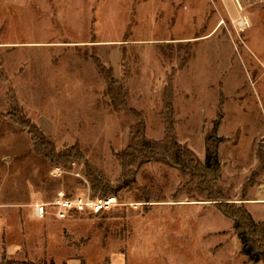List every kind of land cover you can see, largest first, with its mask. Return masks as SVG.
I'll return each mask as SVG.
<instances>
[{
	"label": "rangeland",
	"instance_id": "obj_1",
	"mask_svg": "<svg viewBox=\"0 0 264 264\" xmlns=\"http://www.w3.org/2000/svg\"><path fill=\"white\" fill-rule=\"evenodd\" d=\"M241 19L248 22L243 30L237 26ZM27 43L43 46L29 50ZM0 44L19 46L11 52L0 48V91L5 92L0 110L11 115L12 124V118L31 124L4 126L0 134V264H136L139 259L143 264H223L225 256L227 264H243L236 234L225 254H214L200 239H192L193 248L177 237L164 238L163 248L156 246L155 218L166 211L137 202L146 192L151 200L156 191L159 198H170L168 184L176 177L164 167L147 166L133 186L120 189L123 171L114 153L128 145L136 120L114 113L93 63L74 50L119 62L123 75L130 76L131 93L145 86L163 88L171 65L184 66L187 56L186 79L178 80L182 91L173 76L172 97L197 103L198 112H208L217 97L231 122L234 109L247 105L251 128L227 134L223 144L230 152L253 151L250 161H237H247L250 170L243 189L258 192L264 189V0H0ZM10 85L15 96L7 95ZM129 98L134 104L137 96ZM214 120L204 128L208 134ZM29 129L35 136L46 134L57 158L36 151ZM179 129L184 133L185 127ZM253 129L255 137L248 133ZM72 146L81 150L82 160L59 157L74 154L65 149ZM95 179L101 190L95 189ZM229 184L226 180L225 195L247 197ZM59 192L116 195L122 204L98 215L69 213L60 220L50 206ZM45 204L48 216L35 218V205ZM143 217L147 222L140 221ZM138 224L135 240L131 229Z\"/></svg>",
	"mask_w": 264,
	"mask_h": 264
},
{
	"label": "crops",
	"instance_id": "obj_2",
	"mask_svg": "<svg viewBox=\"0 0 264 264\" xmlns=\"http://www.w3.org/2000/svg\"><path fill=\"white\" fill-rule=\"evenodd\" d=\"M24 46L28 47V49L31 50L32 49L31 47H42L43 44L27 43L24 44ZM1 47H6L5 49L11 52L14 51V49H17L19 46H17V44H2V45L0 44V48ZM74 51L75 53H77V56L79 55L80 58L90 63H93L95 69V75L99 76L103 80V78L98 73L96 64L90 58L80 55L76 50V48ZM186 62L188 61L185 60L184 62H182L181 64L184 66L178 69H175L174 65H171L172 72L167 75L166 85L163 86V88L145 86L143 88L140 87L139 90H136L133 93H131V91L128 89V81H130L129 80L130 76L127 80L128 96L129 95L137 96L134 104L131 102L132 99L129 98V106L132 109L142 114L145 122L146 136L150 139L162 140L164 138L165 112H166L164 106V96L166 94V88L167 85L170 83V87L172 89V96H174L173 94L176 87L178 88L179 91H182L181 86L178 85V80L182 79L181 81H183L186 79V75H182V73L187 72L188 69L187 67H189L186 66V68H184ZM108 64L113 68L115 76L117 78H121L123 75V70L120 67L119 62L117 63L111 62ZM26 67L27 66L23 67L25 69L24 71L25 72L30 71L31 73L32 69L31 68L27 69ZM0 72H3L1 65H0ZM175 72L179 74L178 75L176 74L175 76L174 75ZM173 76H174V83H176V87L174 88H173ZM103 82H104V88L102 93L104 92L106 93V83L104 80ZM184 92L187 95L195 94L192 91H188V92L184 91ZM4 93H5L4 90L0 91V95L2 94L5 95ZM7 93L6 94L8 96L16 95L13 85L8 86ZM173 100L174 98L172 97V105L174 110L173 111L174 124H175V130L178 141L181 144L184 143L183 145L191 149L198 156V158L202 163L205 162V158H206V136L208 135V133L204 128L209 121L214 119L215 120L219 119V116L221 114L219 120L220 123L218 127V133L220 135L219 137L223 138L224 141L228 139L227 134L230 135L231 133H234V131H236L237 133L239 128H244V127L245 128L247 127L249 129L251 128V124H250L251 119L247 113V105H238L237 108L234 109L235 113L232 115L233 122H231L232 120H230V116L226 115L224 109L225 105L223 104L221 99H217V97H214L212 101H210L208 112H205L203 109L202 112L196 111L194 106H198V104L189 102L187 98L181 100L180 97H175L174 100L175 105ZM109 105H111V108L114 111H116L113 108L111 101H109ZM118 112L124 117L125 116L129 117L123 111H116L114 113L117 114ZM6 116L7 114L1 112L0 110V134H2V128H6L7 126H9L10 128H15L17 126L15 123L12 124V122L9 120L10 115L9 117L7 116V118ZM131 126H130V137H131ZM180 127H185L184 133L180 134V129H179ZM248 133L252 134L253 137H255L256 133H254V129L252 130V132L248 130ZM181 136H183L184 138ZM223 142L219 146V158L221 164V168L219 171L220 173L219 180L221 182V186L217 187L216 184V187L220 189L225 195V191H226L225 185L227 180V182L233 184L235 192L239 193V191H241L242 195L244 194L246 195L247 193V197H238L237 194H234L233 196H227V195L225 196L231 200L230 201L231 203H235V204L243 203L248 209V211L252 214L256 222L264 221V199L261 198L254 199V196L256 195L264 196V191H263L264 189L261 188L259 189L258 192L257 191L251 192V190L245 191V189H243L245 184L243 180L246 178V176L250 174V170L248 169L247 161H243V162L237 161V160H246V159H249L250 161L253 156L255 157V154L253 155V151H249V150L241 151V149L239 150L236 149L230 152L224 146ZM129 143L130 140L128 141L127 144L129 145ZM128 145H126V147ZM238 146L240 147V144ZM253 161H256V159L252 160L250 164H254L255 162ZM153 165H157L158 168L164 167L168 169L169 171L168 174L171 173L173 174L174 177H176L174 181L171 180L170 182L171 185L168 184V189H169L168 191L171 192V193L168 192L171 196L170 198H159L157 196V191H156L154 193L156 199L151 200L150 195L148 194L149 192H146L149 198L148 199L143 198V201L137 202V204H141L148 207H156V208H160V210L166 211L165 216L155 218L157 225L154 226L153 233H155V238L156 240H158L159 243V245L157 244L156 246H158L159 248H163L166 245L163 242L164 240H166L164 238L177 237V238H186L188 241L185 243V246L186 247L189 246L190 248H193L196 247V243L192 241V239H200L207 245L209 250L212 251L214 254L216 253L225 254L229 241L234 240L235 233L233 232L234 231L233 222L222 214V212L216 206L217 202L208 201L205 198L201 197L193 188H191L187 184L188 178L185 175H183L179 170L170 167L164 163H159V162L148 163L144 165L139 170V172H141L143 168ZM163 176L165 177V172L162 173L161 177ZM217 182L218 181H216V183ZM153 188L155 189L154 186ZM253 200H258V201H253ZM168 211L173 213L168 215L169 214ZM147 219L148 218L143 217L140 221L144 220L145 222H147L146 221ZM226 219L232 222V224L228 223L229 227L225 226ZM149 222H151V220H149ZM139 224L136 227V229L134 230L131 229L132 233L135 235L134 238L135 240H137V238L139 237L138 235L139 233L137 234V230L139 232V228H140ZM226 237H228V240H226ZM131 238H132V234H131ZM135 242L136 244L134 246V249L139 247V243L137 241ZM1 243H3L2 237H1ZM129 246L131 245L129 244ZM129 246L127 247L129 248ZM240 255L243 259V264H254L249 262L248 259L241 253V251H240ZM226 258L227 256H225L224 259L222 260L223 264H227ZM136 264H143V263L139 259L136 262Z\"/></svg>",
	"mask_w": 264,
	"mask_h": 264
},
{
	"label": "trees",
	"instance_id": "obj_3",
	"mask_svg": "<svg viewBox=\"0 0 264 264\" xmlns=\"http://www.w3.org/2000/svg\"><path fill=\"white\" fill-rule=\"evenodd\" d=\"M87 50H85V54L79 51L78 53L90 58L96 64L99 75L106 83V95L109 97L113 108L116 111L125 112L136 120V123L131 126L129 145L122 151L114 153L120 161L123 171L124 182L121 184L120 189L133 186L136 183V176L139 170L148 163H164L179 170L188 178L187 184L191 188L206 200L217 202L216 206L218 209L226 218L233 222V230L242 246L241 253L248 261L254 264H264V221L256 222L243 203H231V200L216 187V178L221 168L219 146L224 141L217 134L221 114L219 119L215 121L212 132L206 136V158L205 162L202 163L191 149L178 141L173 116L172 89L169 83L164 96V106L166 109L164 138L162 140L150 139L146 136L145 122L142 114L129 106L127 90L129 74L124 73L121 78H117L113 68L102 56L96 54L89 55L86 52ZM185 60H187V56L182 62ZM11 120L21 127L31 126L29 121L21 122L15 118ZM29 134L32 141H34L33 143L38 153H42L46 159H52L56 156L54 145L45 137L44 133L39 132L35 136L33 131L29 129ZM65 149H70L74 154L70 153L63 156L58 154L59 157H63L64 159L72 158L71 160L73 161H79L84 158L83 153L76 146ZM66 162H70V160ZM94 183H96L94 184L95 189L101 190V183L97 184L98 180L96 179ZM145 196V199L149 198L147 194ZM23 264L45 263L25 262Z\"/></svg>",
	"mask_w": 264,
	"mask_h": 264
},
{
	"label": "built area",
	"instance_id": "obj_4",
	"mask_svg": "<svg viewBox=\"0 0 264 264\" xmlns=\"http://www.w3.org/2000/svg\"><path fill=\"white\" fill-rule=\"evenodd\" d=\"M248 25V22L241 19L237 22V26L243 30ZM122 203L116 196L108 197H67L63 192H59L55 200L50 203V206L55 208V216L57 219L63 220L67 218L69 213H90L99 214L101 212H109L120 206ZM47 204L35 205L34 217L44 219L48 216Z\"/></svg>",
	"mask_w": 264,
	"mask_h": 264
}]
</instances>
